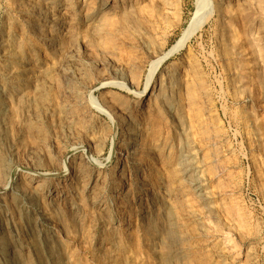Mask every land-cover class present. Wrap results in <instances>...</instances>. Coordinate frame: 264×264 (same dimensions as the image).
Returning a JSON list of instances; mask_svg holds the SVG:
<instances>
[{
    "label": "rangeland",
    "instance_id": "1",
    "mask_svg": "<svg viewBox=\"0 0 264 264\" xmlns=\"http://www.w3.org/2000/svg\"><path fill=\"white\" fill-rule=\"evenodd\" d=\"M210 2L143 92L195 0H0V264H264V0Z\"/></svg>",
    "mask_w": 264,
    "mask_h": 264
},
{
    "label": "bare ground",
    "instance_id": "2",
    "mask_svg": "<svg viewBox=\"0 0 264 264\" xmlns=\"http://www.w3.org/2000/svg\"><path fill=\"white\" fill-rule=\"evenodd\" d=\"M26 3V2H25ZM102 5V4H101ZM194 11L191 15L189 21L187 22V25L180 33L177 40L167 49L165 52L163 51L160 55H158L149 65V70L146 76V83L143 92H145L147 89H149V86L153 80L154 75L156 74L159 66L161 63L167 59L170 55L177 52L181 48L185 47L187 42L194 36L195 33L199 31V29L207 22V20L212 16L213 14V6L210 2V0H195L194 3ZM92 18V17H91ZM7 43V42H6ZM17 53V52H16ZM63 53V52H62ZM15 55V54H13ZM14 59V58H13ZM19 59V58H18ZM23 64V63H22ZM24 65V64H23ZM19 67V66H18ZM18 69V68H17ZM16 69V70H17ZM15 71V70H14ZM18 71V70H17ZM16 71V72H17ZM12 73V71H9ZM7 73V72H6ZM8 74V73H7ZM4 76V74H3ZM11 77V76H10ZM3 78V77H2ZM3 81V80H2ZM13 81V78H12ZM3 83V82H2ZM12 84V83H11ZM4 85V84H3ZM2 85V86H3ZM1 86V85H0ZM4 87V86H3ZM2 89V88H1ZM6 90V89H5ZM12 90V89H11ZM19 90V89H18ZM25 90V89H24ZM1 91V90H0ZM16 91V90H15ZM19 92V91H17ZM16 92V93H17ZM22 93V92H21ZM1 94V92H0ZM2 96V95H0ZM21 96V95H20ZM3 100V99H2ZM1 110V109H0ZM3 111V110H2ZM5 111V110H4ZM5 113V112H3ZM4 119H2L3 121ZM5 123V122H4ZM3 129V128H2ZM1 130V129H0ZM3 132V130H1ZM4 135V134H2ZM2 147V146H1ZM1 151V150H0ZM3 152V151H2ZM1 153V152H0ZM3 154V153H2ZM157 154V153H156ZM2 156V155H1ZM4 158V157H3ZM92 161V160H91ZM199 164V163H198ZM197 164V165H198ZM5 166V165H4ZM169 167V166H168ZM170 169V168H169ZM169 171V170H168ZM190 171V170H188ZM187 171V172H188ZM164 172H167L164 170ZM171 172V171H170ZM173 172V171H172ZM185 172V171H184ZM167 174V173H166ZM169 174V173H168ZM189 174V173H188ZM204 174V173H203ZM173 175V173L171 174ZM174 176V175H173ZM172 176V177H173ZM10 186L1 187L0 190L4 192L6 189H9ZM23 194V193H22ZM40 196V195H39ZM24 197V196H23ZM31 197V196H30ZM191 197V196H190ZM174 204V203H173ZM166 210V208H165ZM166 212V211H165ZM38 216V215H37ZM41 216V215H40ZM39 218V217H38ZM164 218V217H163ZM28 219V218H27ZM37 219V218H36ZM165 219V218H164ZM41 220V219H40ZM171 220V219H170ZM239 231V230H238ZM204 236V235H203ZM36 238V237H35ZM47 241V240H46ZM182 242V241H181ZM199 243V242H198ZM47 245V244H46ZM235 245V244H234ZM1 247V246H0ZM34 247V246H33ZM38 248V247H37ZM39 249V248H38ZM37 250V249H36ZM40 251V250H39ZM39 255V254H38ZM52 255V253H51ZM220 257V256H219ZM3 262V261H2ZM29 264V263H27Z\"/></svg>",
    "mask_w": 264,
    "mask_h": 264
}]
</instances>
